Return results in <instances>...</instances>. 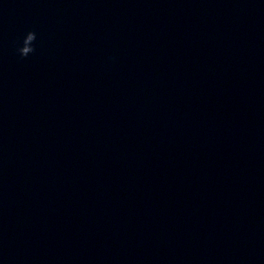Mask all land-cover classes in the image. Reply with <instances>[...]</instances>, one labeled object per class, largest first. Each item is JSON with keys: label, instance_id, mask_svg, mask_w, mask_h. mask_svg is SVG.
Instances as JSON below:
<instances>
[{"label": "clouds", "instance_id": "1", "mask_svg": "<svg viewBox=\"0 0 264 264\" xmlns=\"http://www.w3.org/2000/svg\"><path fill=\"white\" fill-rule=\"evenodd\" d=\"M37 40V34L35 31H28L24 34L17 52L21 58H27L36 51L35 42Z\"/></svg>", "mask_w": 264, "mask_h": 264}]
</instances>
